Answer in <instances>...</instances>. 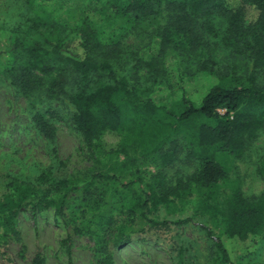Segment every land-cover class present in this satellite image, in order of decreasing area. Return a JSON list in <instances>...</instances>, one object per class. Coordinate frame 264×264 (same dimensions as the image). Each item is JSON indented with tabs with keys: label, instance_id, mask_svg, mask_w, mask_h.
<instances>
[{
	"label": "trees",
	"instance_id": "16d2710c",
	"mask_svg": "<svg viewBox=\"0 0 264 264\" xmlns=\"http://www.w3.org/2000/svg\"><path fill=\"white\" fill-rule=\"evenodd\" d=\"M31 3L32 0H27ZM120 15L130 18L136 36L158 37L159 53L177 52L181 60L194 61L198 71H212L211 44L205 39L206 26L201 23L211 15L226 22V36L235 51H249L252 72L240 86L212 85L195 105L182 99V110L158 105L147 94L149 84L165 74L161 60L139 59L137 71L146 76L141 84L130 83L126 75L117 76L113 68L118 56L113 46L101 43L96 29L85 23L70 27L47 17H36L29 31L0 29V75L6 76L17 94L27 95L43 90L42 77L56 74L44 92L65 96L72 106L71 126L81 135L87 151L94 155L100 148L105 131L118 134L115 156L99 162V170L84 178L58 181L62 187L55 199H40L21 193L16 199L0 203V224L11 227L19 208L27 205L33 217L42 208L61 210L75 193V208L96 209L101 192L98 183H114L115 192L131 215L138 212L151 225H164L146 213L170 197H177L193 188L201 199V208L211 217L219 215L223 230L213 235L216 264H242L252 248L264 240V190L253 200L243 196L238 180H230L218 154L239 159L249 141L264 128V86L256 82L254 73L264 69V0H106ZM247 9L252 15L247 17ZM43 28L47 35L43 34ZM52 32V33H51ZM31 34L33 40L25 39ZM97 34V35H96ZM136 71V72H137ZM108 81L99 84V79ZM160 83V82H158ZM52 108L31 113V122L46 139L52 140L55 127L48 118H58ZM48 117V118H47ZM197 162L195 171L186 180L173 185L161 170L149 183L135 185V180L122 181L116 176L131 153L157 166L171 163L183 146ZM110 155V154H109ZM264 178V156L258 166ZM220 180L225 183L222 187ZM57 186V187H58ZM228 188V192L225 190ZM70 193H72L70 195ZM175 221V223H181ZM208 234L210 229L205 227ZM120 234L115 243L121 241ZM120 237V238H119ZM69 239L63 241L70 256ZM68 264H73L69 257Z\"/></svg>",
	"mask_w": 264,
	"mask_h": 264
},
{
	"label": "rangeland",
	"instance_id": "374dc122",
	"mask_svg": "<svg viewBox=\"0 0 264 264\" xmlns=\"http://www.w3.org/2000/svg\"><path fill=\"white\" fill-rule=\"evenodd\" d=\"M106 0H0V29L31 32L28 27L36 17H47L55 24L78 26L80 23L96 29L101 43L117 50L113 68L117 76L126 75L130 83L141 84L146 72L137 71L135 63L153 58L161 60L165 74L149 84L147 94L158 105L182 110V99L199 105L208 89L215 84L240 86L246 84L252 72L249 51H235L226 36V22L211 15L201 23L206 26L205 39L211 44L212 71H198L194 61L181 60L177 52L159 53L158 37L136 36L130 18L115 13ZM247 17L252 15L247 9ZM130 23V24H129ZM43 28V34L47 35ZM52 33V32H51ZM35 37V36H34ZM29 33L25 39L33 40ZM36 38V37H35ZM137 71V72H136ZM56 74L42 77L43 90L27 95L17 94L10 80L0 75V203L16 199L23 192L40 199L57 198L62 187L58 181L72 177L84 178L98 172L99 162L114 157L119 136L105 131L99 140L100 148L92 155L81 135L71 126L72 106L63 94L55 97L44 92ZM257 83L264 86V69L254 73ZM99 84L108 81L99 79ZM52 108L58 118H48L55 127L52 140L44 138L31 122V113ZM183 146L169 164L157 166L134 153L120 157L123 166L116 176L122 181L135 180V185L149 183L159 170L166 184L186 181L195 171L197 162L187 155ZM110 154V155H109ZM264 156V128L249 141L239 159L218 154L230 180H238L243 196L253 200L264 190V178L258 171ZM218 183L225 187L220 180ZM58 186V187H57ZM101 200L96 209L75 208V193L61 210L49 205L33 217L27 205L19 208L7 227L0 224V264H216L212 236L223 230L219 215L211 217L201 208V199L193 188L146 213L164 225H151L138 212L131 215L121 206L114 183L94 185ZM228 192V188H225ZM181 223H175L180 221ZM205 227L210 229L208 234ZM120 234L121 241L115 243ZM69 239L70 256L65 239ZM242 264H264V240L255 245Z\"/></svg>",
	"mask_w": 264,
	"mask_h": 264
}]
</instances>
